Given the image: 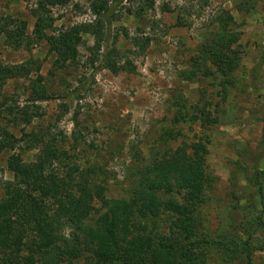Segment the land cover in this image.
<instances>
[{
    "label": "rangeland",
    "instance_id": "rangeland-1",
    "mask_svg": "<svg viewBox=\"0 0 264 264\" xmlns=\"http://www.w3.org/2000/svg\"><path fill=\"white\" fill-rule=\"evenodd\" d=\"M94 1L69 0L52 7L54 28L48 34L96 22ZM105 1L114 12L112 22L105 21L100 36L82 31L77 63L63 70L55 68L45 40L15 49L0 35V103L7 100L0 125L20 138L32 131L55 137L67 153L52 168L63 174L67 163L89 170L109 198L130 199L144 167L158 168L181 149L184 158L197 161L194 145L205 147L199 198H193V189L178 186L163 192L162 201L192 213V237L184 243H194L203 264H264V228L250 240L248 228L262 211L257 175L264 169V0H247L242 9L244 0ZM36 4L0 0V15L27 21L31 34ZM225 16L239 34L233 48L240 55L233 81L226 85L222 75L196 70L193 59L220 31L218 21ZM103 57L108 65L117 61L127 69L102 66ZM21 66L31 69L28 75L2 78L3 69ZM192 71L196 76L190 80ZM43 90L49 99L38 98ZM30 140L0 154V199L3 183L14 180L9 156L17 152L26 162L35 159L39 147ZM173 211L149 217L150 227L171 231L181 217ZM70 232L64 229L73 242ZM229 233L242 244L236 239L231 244L236 251L222 252L214 243ZM245 241L251 263L248 252L241 251Z\"/></svg>",
    "mask_w": 264,
    "mask_h": 264
},
{
    "label": "trees",
    "instance_id": "trees-1",
    "mask_svg": "<svg viewBox=\"0 0 264 264\" xmlns=\"http://www.w3.org/2000/svg\"><path fill=\"white\" fill-rule=\"evenodd\" d=\"M67 2L69 0H37L32 11L36 21L31 34L27 21L0 15V35L15 49L45 40L49 53L55 57L57 70L75 65L79 57L78 46L83 42L81 32L103 35L104 23L112 22L114 12L107 1L95 0L96 22L48 34L47 31L54 28L51 8ZM246 2L242 1L239 8L246 7L243 5ZM229 19L220 17L217 27L220 31L215 33L214 39L207 40L193 58L196 70L205 68L206 74L222 75L224 85L233 81L231 75L240 63V55L233 48L239 34L229 27ZM103 59L102 66H111L108 57ZM111 67L114 71L127 69V65L119 66L117 61ZM2 71H6L2 78H13L23 73L28 75L31 69L21 66ZM194 76L196 72L192 71L188 78L192 80ZM38 98L46 100L50 96L43 90ZM5 104L7 100L0 103L1 111ZM180 108H183L182 112L185 107ZM23 114L24 120L30 122L31 115L27 111ZM26 137H31L30 141L37 144L39 151L31 162L24 161L17 152L9 156L7 165L14 173V180L3 183L4 196L0 199V264H63L66 258H74L78 264L204 263L201 253L194 251V243H184L192 237V213L171 201H162L161 194L179 186L193 189V198H199L204 188L202 165L205 156L202 153L205 147L194 145L197 161L184 158L187 155H182L181 149L161 161L158 168L144 167L135 188L131 189L132 197L123 199L107 197L104 186L90 177L89 170L64 163L63 174L55 171L52 167L56 162L63 163L67 152L59 149L55 137L47 138L45 133L39 135L32 131L20 138L8 127L0 125V154L5 150H16ZM258 172L262 211L248 224L249 240L264 228V169ZM167 210H174L181 217L173 222L171 231H154L148 218L160 216ZM67 227L72 228L69 235L73 242L64 233ZM176 227L179 231L175 233ZM236 239L242 244L241 238L232 233L214 244L222 252L236 251L231 246ZM241 251L248 252L251 263L248 241L243 243Z\"/></svg>",
    "mask_w": 264,
    "mask_h": 264
}]
</instances>
